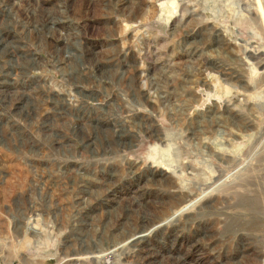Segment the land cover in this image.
Masks as SVG:
<instances>
[{
  "label": "rangeland",
  "instance_id": "obj_1",
  "mask_svg": "<svg viewBox=\"0 0 264 264\" xmlns=\"http://www.w3.org/2000/svg\"><path fill=\"white\" fill-rule=\"evenodd\" d=\"M0 30V264H264V0H0Z\"/></svg>",
  "mask_w": 264,
  "mask_h": 264
},
{
  "label": "bare ground",
  "instance_id": "obj_2",
  "mask_svg": "<svg viewBox=\"0 0 264 264\" xmlns=\"http://www.w3.org/2000/svg\"><path fill=\"white\" fill-rule=\"evenodd\" d=\"M45 28V27H44ZM51 29V28H50ZM0 33L2 34V32H1V30H0ZM0 34V35H1ZM1 41H2V38L0 37V43H1ZM4 48V47H3ZM7 48V47H6ZM14 49V48H13ZM13 49H11V50H13ZM3 50V49H2ZM9 50V49H8ZM9 52V51H8ZM14 53H15V51H13ZM0 53H2V52H0ZM21 53V52H20ZM15 55V54H14ZM21 55V54H20ZM9 56V55H8ZM18 56V55H17ZM24 57H27L26 56V53H25V56ZM28 58V57H27ZM10 60V59H9ZM18 60V59H17ZM16 61V60H15ZM19 61V60H18ZM30 61V60H29ZM23 62V61H22ZM27 62V61H26ZM11 63V62H10ZM17 64H19V63H17ZM23 64H24V62H23ZM20 65V64H19ZM22 65V64H21ZM23 66V65H22ZM26 66V65H25ZM4 71V70H3ZM2 71V72H3ZM83 71V70H82ZM1 72V71H0ZM72 73V72H71ZM11 76V75H10ZM70 76V75H69ZM72 76V75H71ZM79 78V77H78ZM67 79H69V78H67ZM72 81V80H71ZM73 82V81H72ZM71 83V82H70ZM70 85V84H69ZM74 87V86H73ZM76 88H77V86H76ZM65 95V94H64ZM68 98H70V97H68ZM73 98V97H72ZM72 98H70V99H72ZM66 99V98H65ZM77 99V98H76ZM63 100V99H62ZM64 101V100H63ZM162 150V149H161ZM167 169V168H166ZM176 174V173H175ZM189 205H190V203H188L187 205H184V208H186V207H189ZM183 208V209H184ZM149 232V231H148ZM147 231H145V230H141L137 235H135V238H137V239H143V238H146V236H148L147 235V233H148ZM132 239H130V241H131ZM115 248L116 247H113L112 249H110V250H108L109 252H106V253H102V255H105V258H106V261H104L105 263H107V261L108 260H110V258H111V255H113V251H115ZM115 253V252H114ZM98 254H100V252L98 253ZM104 257V256H103ZM102 258V257H101ZM101 260V259H100Z\"/></svg>",
  "mask_w": 264,
  "mask_h": 264
},
{
  "label": "built area",
  "instance_id": "obj_3",
  "mask_svg": "<svg viewBox=\"0 0 264 264\" xmlns=\"http://www.w3.org/2000/svg\"><path fill=\"white\" fill-rule=\"evenodd\" d=\"M62 23H65V22H62ZM65 82V81H64ZM66 83V82H65Z\"/></svg>",
  "mask_w": 264,
  "mask_h": 264
}]
</instances>
